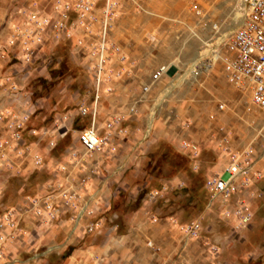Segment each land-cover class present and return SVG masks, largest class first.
<instances>
[{"label": "rangeland", "instance_id": "374dc122", "mask_svg": "<svg viewBox=\"0 0 264 264\" xmlns=\"http://www.w3.org/2000/svg\"><path fill=\"white\" fill-rule=\"evenodd\" d=\"M91 1L93 19L80 27L70 13L65 35L48 31L37 50L24 57L23 38L12 33L16 29L22 37L28 35V13L49 15L54 0L41 3L51 12L22 6L36 0H0V25L7 24L9 34L7 47L0 46L5 101L0 106V215L15 210L23 198L40 194L45 186H55L68 173L72 180L63 184L74 194L70 204H54L59 209L50 223L39 224L31 213L35 227L28 231L22 219L29 213H17L14 236L0 247V264L26 262L34 252L42 258L40 264H67L70 257L71 264H157L162 248L150 238L145 246L151 262L132 263L123 250L119 255L118 243L129 232L125 222L142 205L149 206L151 222L164 220L177 238L173 242L178 251L171 254L178 264H202V256L208 258L206 264H264V176L239 194L251 212L249 224L239 232L233 229V219L224 216V204L209 206L203 186L206 176L220 169L221 137L233 149L250 144L261 150L264 144V109L249 103L248 91L228 82L220 60L226 54L225 35L234 30L229 28L240 12L232 15L229 0L227 4L196 0L210 17L206 20L219 21V31L212 33L209 23L191 12L192 0H114L106 41L119 50L106 51L96 118L100 127L114 121L118 147L115 154L82 157L78 144L73 145L89 117L77 115V109L93 97L92 67L106 3ZM117 52L124 56L122 61ZM190 62L199 67L194 77L188 75ZM162 64L169 65V71L145 95L141 87ZM23 112L28 119L20 137L14 138L7 116ZM32 128L66 131L50 150L51 137L32 135ZM35 156L40 157V166L33 161ZM86 162H92L87 174L74 179ZM60 164L66 172L58 171ZM257 167L264 170V158ZM192 222L199 224L198 235L187 237L183 229ZM35 240L39 245L34 251L16 255L9 251L15 242Z\"/></svg>", "mask_w": 264, "mask_h": 264}, {"label": "built area", "instance_id": "2783aa9c", "mask_svg": "<svg viewBox=\"0 0 264 264\" xmlns=\"http://www.w3.org/2000/svg\"><path fill=\"white\" fill-rule=\"evenodd\" d=\"M225 2L226 0L223 3ZM228 2V6L232 5V15L239 11L241 18L234 30L228 36L225 35L226 54L220 57L222 70L230 84L239 90L249 92L250 104L264 109V0H229ZM115 5L116 1L106 0L102 17L101 37L96 46L92 67L91 84L93 86V97L88 104L82 103L77 109V115L89 117L88 125L79 130L76 135V142L81 150L82 157H88L87 155L93 153L106 152L115 154L118 147L114 136V121L109 120L100 127L96 118L98 92L107 57L106 51L108 49L111 51L119 50L117 46H107L106 41L110 25L108 19L115 12ZM52 6V13L49 15H40L36 12L28 13L27 20L28 24H30L28 35L25 33V37H22V34L19 35L16 29L12 33L14 38H23L21 39V46L24 57L32 55L37 50L36 46L43 43L44 35L48 31L55 33L57 37L65 35L70 21V13L75 15L74 22L80 27L88 19H93L91 0H54ZM189 8L199 21L205 20L209 23L212 33L219 31V21L206 20L210 17L207 16L205 8L201 7L196 0L191 1ZM9 42L13 43L14 40L10 38ZM117 54L119 53L117 52ZM118 58V60L122 61L124 56L119 54ZM2 59L3 54L0 51V61ZM187 70L188 75L194 77L198 74L199 67H197L196 63L190 62ZM168 71L169 65H159L150 74L149 82L141 87V92L146 95L149 86L157 82ZM223 106L222 103L218 104L219 109H222ZM28 116L29 114L26 112L13 117L7 116L9 119L8 128L12 131L14 138L20 137L19 131L23 128ZM65 131L59 130V128L55 131L46 129L37 131L32 128L29 133L39 135L41 138L51 137L48 142V148L51 149L56 142V138L63 136ZM219 142L224 150L220 161V169L209 173L204 179L203 186L208 193L209 206L215 203L224 204V216L233 219V229L239 232L249 224L251 219L249 206L239 194L254 181L264 176V170L261 167H257L258 162L264 158V144L261 150H257L250 144L243 148L233 149L227 145V138L221 137ZM182 145L185 148L190 147V151L194 152L191 150L193 147L186 142H183ZM75 152L74 149L71 150L74 155L76 154ZM33 161L38 166L42 164L38 156H35ZM66 168L65 165H59L57 169L59 172L64 173ZM58 171L56 172L58 173ZM68 177L69 173L61 176L60 182H55V186H45L41 194L28 199L26 207L9 210L7 213L0 215V247L5 242H10L14 236L15 221L13 220L17 213L21 211L32 213V216L39 221V224H47L53 221L54 212L59 209V206L56 207L54 205L56 202L58 205H63L70 204L74 200V194H71L68 187L63 184L64 181H69ZM154 194H158V191H155ZM87 213L92 212L88 211ZM198 230L199 224L192 222L183 229V234L187 237H196ZM2 255L3 251L0 248V258Z\"/></svg>", "mask_w": 264, "mask_h": 264}, {"label": "crops", "instance_id": "0c3cea01", "mask_svg": "<svg viewBox=\"0 0 264 264\" xmlns=\"http://www.w3.org/2000/svg\"><path fill=\"white\" fill-rule=\"evenodd\" d=\"M36 1L37 2L33 3V5L32 4H28V5L23 4L22 6H26L29 8L30 7H33V8H35V7L43 8L44 7L45 8L44 10L49 8L48 5H45V6L41 5L42 0H36ZM14 8H15L14 10H16V7H14ZM14 10H12V11H14ZM47 11H50V8ZM9 19L10 18L6 19V21H4V23H6ZM8 35H9L8 34V25L7 24L6 25L4 24L3 26L0 25V40L3 42L2 44H0V46L4 45L5 47H7ZM0 64H1V62H0ZM0 68H1V66H0ZM0 73H1V69H0ZM180 96H179V100L182 98L185 99V95H182V98ZM4 104H5V101H3V94H2V90L0 89V106L4 105ZM73 146H77V142ZM3 163H4V161H3ZM50 163L52 164L53 161ZM63 163H65L66 166L71 165V163H69L65 160ZM72 163H73V161H72ZM86 163L87 164H82V166L77 168L78 170H76V174H74V176H73L74 179L81 178L84 176V174L85 175L87 174L86 171L88 170V168L92 162H86ZM73 168H75V167H73ZM54 173H56V171H54ZM69 174L70 175H69L68 179L70 178V181H71L72 180V174L71 173H69ZM52 175H53V173H52ZM40 190H41V193L44 191L43 188ZM96 194L98 195L99 193H96ZM37 195H39V194H37ZM37 195H34V196H37ZM34 196H31V197H34ZM28 199H30V197L23 198L21 200V202L18 203L17 205H15L14 207L19 208V209L26 207V205H28L27 204V202L29 201ZM148 207L149 206H147V205H142L137 211L132 213L130 215V217L127 219V221L125 222V227L129 232L127 233L125 238L121 242L118 243V248L121 250V251H119V255H120V253H123V251H125V253H126L125 257L130 258L132 263H137V262L142 263L143 261L144 262H151L152 260H150V258H149V255H150L149 249H147V247L145 246L146 245L145 244L146 239L150 238L154 242H156L158 245H160L162 248V251H161L162 255L157 258V264H161V263H163V264H166V263L167 264H172V263L178 264L179 259L178 258L177 259L172 258V254H171V253H176V251H178V247L176 246L177 244H175L173 242V240H176L177 238L172 236L171 231L167 230L169 228H168V225L166 224V222L164 220H162V221L159 220L158 224L151 222L149 220ZM25 217H27V218L25 219ZM33 221L34 220H33L32 216H30V213L25 215L24 218L22 219V224L24 223L23 228L28 231V230H30L31 227H35L34 226L35 223ZM149 230H152L153 233H149ZM31 231H32V229H31ZM159 232H160V234H159ZM38 242L39 241L35 240L33 242L31 241V243H29V244L25 243V244H21V245L18 242H15L14 244L11 245L9 251H11L13 253V255H16V253H19L22 250H27L29 252L34 251V249L39 245ZM38 255H39L38 253L34 252L29 257L30 259H27L26 262L22 261V260L21 261L18 260L19 264H40L42 262V258L39 257ZM73 258L72 257L68 258L66 260V263L71 264L73 262L72 261ZM205 258H207V257L202 256V258H200V259H202V264L208 263V260H206ZM43 261H45L47 263V261H49V260H43ZM153 262H154V260H153ZM3 264H5V263H3Z\"/></svg>", "mask_w": 264, "mask_h": 264}, {"label": "bare ground", "instance_id": "6f19581e", "mask_svg": "<svg viewBox=\"0 0 264 264\" xmlns=\"http://www.w3.org/2000/svg\"><path fill=\"white\" fill-rule=\"evenodd\" d=\"M240 14L234 15L233 21H232V26L229 29H234L235 26L240 22ZM230 32V31H229ZM216 58V56H213V60Z\"/></svg>", "mask_w": 264, "mask_h": 264}, {"label": "trees", "instance_id": "16d2710c", "mask_svg": "<svg viewBox=\"0 0 264 264\" xmlns=\"http://www.w3.org/2000/svg\"><path fill=\"white\" fill-rule=\"evenodd\" d=\"M59 138H60V137H59ZM59 138H57V139H56V144H55V146H54V147H52L50 150H53V149H55V148L57 147V145H58V142H59V141H58V139H59Z\"/></svg>", "mask_w": 264, "mask_h": 264}]
</instances>
